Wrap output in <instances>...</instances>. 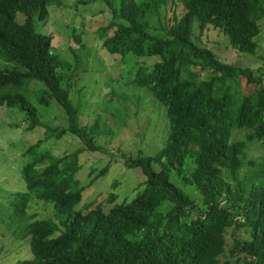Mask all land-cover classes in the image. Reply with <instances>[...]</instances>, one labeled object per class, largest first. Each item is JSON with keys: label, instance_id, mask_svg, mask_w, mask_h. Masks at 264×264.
<instances>
[{"label": "trees", "instance_id": "trees-1", "mask_svg": "<svg viewBox=\"0 0 264 264\" xmlns=\"http://www.w3.org/2000/svg\"><path fill=\"white\" fill-rule=\"evenodd\" d=\"M94 1L104 3L111 14L95 31L94 40L103 50L120 61L130 55L160 58L150 67L136 62L132 71L137 87L166 107L167 141L155 156L127 159L129 168H141L146 176L132 199L119 202L112 193L107 205L78 208L84 190L77 178L81 154L108 153L94 141L100 119L92 126H80L87 109L70 97L72 83L76 85L83 60L90 54L84 32L73 29L76 46L70 47L74 57L68 59L55 50V36L40 33L35 26L36 19L46 20L50 8L62 6V0H0V107L18 108L25 114L26 131L41 128L45 136L25 151L32 157L21 171L26 190L0 203L10 222L25 221L16 231L20 247L25 245L29 254L7 257L12 254L9 248L0 255V264H264V155L252 179L254 159L250 172L238 178L250 145L255 141L264 145V73L256 76L249 68L228 64L194 39L198 21L202 31L218 30L234 49L255 54L264 0L88 3ZM174 5L182 11L169 17L167 10ZM164 13L163 32L156 34L151 31L152 21ZM242 80L257 88L241 95ZM38 92L42 103L51 99L63 109L66 127H53L40 118L27 96ZM236 128L251 130L246 140L233 138ZM68 134L81 139L86 148L63 156L38 153L45 141H59ZM153 162L160 164L158 171ZM108 170L104 167L99 176ZM174 174L193 187L200 200L176 185ZM35 202L51 204L52 217L29 215ZM242 229L246 231L239 235ZM228 235L234 240L229 249ZM3 249L4 245L0 252Z\"/></svg>", "mask_w": 264, "mask_h": 264}, {"label": "rangeland", "instance_id": "rangeland-1", "mask_svg": "<svg viewBox=\"0 0 264 264\" xmlns=\"http://www.w3.org/2000/svg\"><path fill=\"white\" fill-rule=\"evenodd\" d=\"M84 2L62 0V6L50 8V16L46 20H35L38 32L55 36V50L61 55L71 60L74 57L69 53L70 47L76 46L71 38L74 28L78 34L84 32V42L87 45L85 50L90 53L88 59L83 60L76 85L72 83L73 89L70 97L75 105L82 104V110L83 107L84 110L87 109L81 114L80 126H92L93 120L100 119L101 123L94 129V141L108 153L85 151L81 154L82 170L77 174V178L82 182L84 190L83 199L78 208L90 203L94 206L99 203L107 205L112 193L118 195L119 202L127 197L132 199L135 195L134 190L145 182L146 176L141 168H129L126 165L127 159H135L140 154L155 156L164 147L169 134L166 107L146 89L137 87L133 75L136 71H132L138 64L150 67L160 61V58L153 56L135 59L130 55V58L125 61H120L110 52L103 50L101 43L94 40L95 31L106 24L111 14L101 1L88 3V0H84ZM174 11L181 12V6H170L167 15L171 17ZM165 14H162L160 20L153 19L152 32L162 34L163 29L161 28L166 24ZM22 20L23 17L20 18V21ZM197 24L198 21L194 26L196 28L194 39L199 45L211 49L220 60L228 64L249 68L256 76L264 73V21L260 23L261 32L255 38L258 44L255 54L234 49L229 38L218 30L209 28L202 31ZM81 53L84 54V51ZM59 72L64 71L59 70ZM262 84L264 85V78ZM255 88L257 86H249L245 80H242L238 92L240 91L241 95H248ZM27 96L38 109L40 118L44 122L52 124L53 127L68 125L67 115L54 100L50 99L49 104L42 103L40 100L42 92L36 93L33 97L28 93ZM124 109L126 122L122 125L120 113L124 112ZM26 126L25 114L18 108L0 107V203H4L10 194L26 190L21 171L32 157L26 156L25 151L28 146L45 137L43 129L36 128L33 131H26ZM250 132L248 128H236L233 138L246 140ZM255 142L250 145V149L242 157L243 167L238 174L239 179H244L250 172V160H255V169L253 173L251 172V179L257 167L262 163L264 145L258 141ZM83 148L86 146L81 139L68 134L59 141L54 138L45 141L38 153L50 151L54 155L63 156L65 153H74ZM106 166L109 168L108 172L99 176ZM152 166L156 171L160 169L159 163L153 162ZM172 179L176 185L185 189L197 201L200 200V196L194 193L193 187L186 186L176 178L175 174ZM47 205L35 202L27 213L29 215L37 213L39 218L52 217V205ZM24 222L22 220L10 222L6 219L5 209L0 204V247L4 245L0 255L7 253L10 248L12 254H8L7 257L12 255L23 257L21 253L28 256L29 249L25 245L20 247L22 240L18 239L20 235L16 231L19 227L22 229ZM245 231L242 229L238 234L241 235ZM232 233L233 230H230V235ZM230 235L227 237L228 249L234 244ZM12 238L15 241L11 246ZM227 254L229 255V252ZM30 256H32L31 252Z\"/></svg>", "mask_w": 264, "mask_h": 264}]
</instances>
